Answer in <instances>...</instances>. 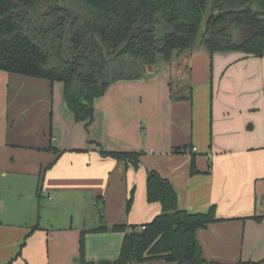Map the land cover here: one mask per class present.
<instances>
[{
	"label": "crops",
	"instance_id": "crops-1",
	"mask_svg": "<svg viewBox=\"0 0 264 264\" xmlns=\"http://www.w3.org/2000/svg\"><path fill=\"white\" fill-rule=\"evenodd\" d=\"M180 57L112 84L88 128L62 83L0 71V264L116 261L126 234L92 231L161 213L147 201V170L172 182L183 210L215 207L219 221L198 232L207 262L264 264V56L197 47ZM92 142L141 154L139 169Z\"/></svg>",
	"mask_w": 264,
	"mask_h": 264
},
{
	"label": "trees",
	"instance_id": "trees-1",
	"mask_svg": "<svg viewBox=\"0 0 264 264\" xmlns=\"http://www.w3.org/2000/svg\"><path fill=\"white\" fill-rule=\"evenodd\" d=\"M59 1L0 0V71L62 83L65 104L75 122L86 128L95 121L96 101L105 96L112 84L140 78L144 66L170 64L196 47H204L211 57L217 52L232 51L264 56V20L251 7L241 13L214 14L208 5L211 0H70L88 19L73 27L68 56L77 57L69 62L61 53L67 19L41 17L38 12V6L52 9ZM221 1L237 8L258 4L264 10V0H212ZM21 8H26L34 21L30 33H22L15 16L16 12L22 13ZM229 17L250 29V35L238 47H225L208 36ZM90 34L93 37L84 44ZM131 35L129 45L118 57L109 60L104 56L98 39L111 57ZM92 144L100 149L101 157L139 169L141 154L106 151L99 144ZM146 191L148 203L161 206V213L150 223L103 226L92 231L126 234L119 258L107 264L156 259L170 264H212L204 259L198 232L219 221L215 207L205 214L183 210L172 182L154 170H147ZM133 201L134 191L127 202L128 212ZM143 226L145 229L139 230ZM81 244L83 252V241Z\"/></svg>",
	"mask_w": 264,
	"mask_h": 264
},
{
	"label": "flooded vegetation",
	"instance_id": "flooded-vegetation-1",
	"mask_svg": "<svg viewBox=\"0 0 264 264\" xmlns=\"http://www.w3.org/2000/svg\"><path fill=\"white\" fill-rule=\"evenodd\" d=\"M17 1L18 0H14ZM210 6V13L214 14H229L225 13L228 8H237V7H230L224 1L219 3H214L211 1L208 2ZM44 6H38V12L40 8ZM53 18H66L67 24L63 36V48L61 50L62 57L66 59V55L69 53V47H67L66 43L69 44L70 38L72 36L73 27L76 23H81L82 21H86L88 17L80 11L70 0H60L58 5L54 6L52 9ZM20 12H16L15 16L19 21L22 30L26 27V30L30 29L34 21L32 16L28 14L26 8H21ZM51 17V16H49ZM91 35V34H90ZM96 35V34H94ZM250 35V29L247 27L239 26L233 17H229L224 24H219L216 28L213 29L212 32L208 33L209 37H212L214 40L220 42L225 47H238L242 45L247 37ZM93 37V34H92ZM77 57V54L71 56L72 60ZM67 60V59H66Z\"/></svg>",
	"mask_w": 264,
	"mask_h": 264
},
{
	"label": "water",
	"instance_id": "water-1",
	"mask_svg": "<svg viewBox=\"0 0 264 264\" xmlns=\"http://www.w3.org/2000/svg\"><path fill=\"white\" fill-rule=\"evenodd\" d=\"M249 7H251L252 8V10H253V12L255 13V14H260V16H259V18L261 19V20H264V10L261 8V6L260 5H258V4H250V5H246L245 7H243V8H228L227 10H226V12L225 13H233V12H236V13H241V12H244L245 10H247ZM92 37V34L91 35H89L86 39H85V41H84V44L87 42V40H89L90 38ZM95 37H97V35H95ZM131 39H132V35L130 36V38H129V40L125 43V44H123L117 51H116V53L113 55V56H111V57H108L107 56V51H106V49H105V47H104V45L102 44V42L98 39V42L100 43V45L102 46V48H103V54H104V56L107 58V59H109V60H113V59H115L116 57H118V55L125 49V48H127V46L129 45V43H130V41H131ZM197 48V47H196ZM82 49V47L80 48V50ZM188 53H190V51H186V52H184L182 55H181V57H183V55H186V54H188ZM180 57V58H181ZM68 61V60H67ZM70 61H73V60H69V62ZM159 67V65H156V69ZM143 71L145 72L146 71V68H144L143 69Z\"/></svg>",
	"mask_w": 264,
	"mask_h": 264
},
{
	"label": "rangeland",
	"instance_id": "rangeland-1",
	"mask_svg": "<svg viewBox=\"0 0 264 264\" xmlns=\"http://www.w3.org/2000/svg\"><path fill=\"white\" fill-rule=\"evenodd\" d=\"M39 15L41 16V17H44V16H51L52 18H53V12H52V10L49 8V7H46V6H44V7H42V8H40V11H39ZM32 26H33V24H32ZM32 26H31V28H32ZM30 30L31 29H27L26 30V27L25 28H23V30H22V33H30ZM66 45H68V43H66ZM66 57V59L69 61V60H72V58L71 57H69L68 55H66L65 56ZM189 62V60H185L184 61V64L185 63H188ZM189 64H190V62H189ZM178 69H179V81L182 83V80L183 79H186V77L188 76H190V66H189V68L187 69V68H182V67H178ZM174 79H175V77H174ZM176 80V79H175ZM183 88H184V91L186 90V86H182V87H180V89L179 90H177V91H174L173 92V95H176V96H178L179 95V93H181V91L183 90ZM104 208L105 207H103V205L101 204V206H100V209H101V212H104Z\"/></svg>",
	"mask_w": 264,
	"mask_h": 264
},
{
	"label": "built area",
	"instance_id": "built-area-1",
	"mask_svg": "<svg viewBox=\"0 0 264 264\" xmlns=\"http://www.w3.org/2000/svg\"><path fill=\"white\" fill-rule=\"evenodd\" d=\"M145 229V227L143 226L141 229H139V230H144Z\"/></svg>",
	"mask_w": 264,
	"mask_h": 264
}]
</instances>
